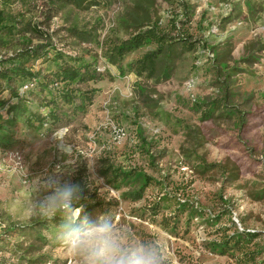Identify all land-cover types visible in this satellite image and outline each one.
<instances>
[{"label": "rangeland", "instance_id": "rangeland-1", "mask_svg": "<svg viewBox=\"0 0 264 264\" xmlns=\"http://www.w3.org/2000/svg\"><path fill=\"white\" fill-rule=\"evenodd\" d=\"M0 10L32 18L65 52H96L104 72L68 125L35 130L20 120L11 145L0 148V264H75L52 238L59 217L30 207L44 195L36 182L50 178L78 185L80 201L96 207L90 217L111 211L158 237L172 264H264V0H0ZM140 19L165 42L186 38L192 46L177 44L167 79L132 68L153 42L124 56L122 76L103 56ZM73 25L92 37L73 36ZM10 52L0 47V56ZM112 162L153 177L141 198L123 197L128 187L102 176ZM38 220L47 226H33ZM242 229L256 233L243 250L214 249Z\"/></svg>", "mask_w": 264, "mask_h": 264}, {"label": "trees", "instance_id": "trees-1", "mask_svg": "<svg viewBox=\"0 0 264 264\" xmlns=\"http://www.w3.org/2000/svg\"><path fill=\"white\" fill-rule=\"evenodd\" d=\"M58 1H67L70 4L80 2V0ZM142 1L148 0H136L140 3ZM21 16L18 14L10 17L0 10V47L11 48L10 53L0 56V148L2 149L11 145L13 127L20 120L24 121L28 128L35 130H40L46 124L54 129L68 125L79 113L85 111L86 106L92 101L96 89L90 87L89 83L102 79L104 75V72L97 67L96 52L85 48L75 54L65 52L56 47L53 33L47 34L37 22H33L32 18L23 19ZM131 16L133 19L138 18L134 12ZM130 24L133 25L135 32L128 38L106 47L103 55L108 63L117 65L120 76L123 75L121 61L124 56L147 42L155 43L156 47L146 51L132 68H136L137 75L147 74L150 78H154L157 74L160 79H167L171 75L173 70L171 60L178 49L177 44H181L186 50L192 49L190 43L185 45L186 38L179 40L172 38L165 42L164 35L158 33L152 26L143 29L146 24L143 19L130 21ZM68 30L74 32L73 36H78L81 41H88V38L92 37L87 31L86 33L75 25ZM57 34L56 38L61 42L62 39L59 33ZM37 60L41 62L35 69L34 63ZM43 64L49 68L43 70ZM25 86L27 89L24 88ZM4 94L8 97H3ZM33 104L37 106L34 111L31 109ZM240 122L244 123L242 115ZM209 166L211 165L205 164V168ZM101 174L115 189L128 187L122 193L125 198H141L145 189L153 182V177L143 169L139 167L126 169L120 163L108 164ZM238 174V170H235L232 177L236 179ZM79 204L87 213L93 212L96 208L87 201H79ZM180 205L185 206L182 203ZM38 224L46 225V222L38 220L33 226ZM255 236L256 233L246 229L237 230L224 241L214 243L213 247L222 254L234 248L243 250ZM245 254L248 253L243 254L246 260ZM240 262L247 264L243 260Z\"/></svg>", "mask_w": 264, "mask_h": 264}, {"label": "clouds", "instance_id": "clouds-1", "mask_svg": "<svg viewBox=\"0 0 264 264\" xmlns=\"http://www.w3.org/2000/svg\"><path fill=\"white\" fill-rule=\"evenodd\" d=\"M60 147L71 157L70 145L60 140ZM41 191L42 199L32 200L30 207L37 215L59 217L52 238L75 264H172L158 237L146 238L111 211L95 218L83 212L78 185L50 178L36 182L35 192Z\"/></svg>", "mask_w": 264, "mask_h": 264}, {"label": "built area", "instance_id": "built-area-1", "mask_svg": "<svg viewBox=\"0 0 264 264\" xmlns=\"http://www.w3.org/2000/svg\"><path fill=\"white\" fill-rule=\"evenodd\" d=\"M24 88L27 89V86H25Z\"/></svg>", "mask_w": 264, "mask_h": 264}]
</instances>
